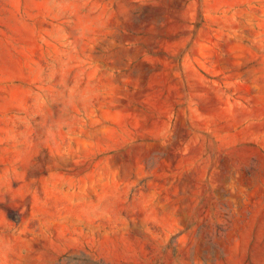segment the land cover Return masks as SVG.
<instances>
[{"label":"rangeland","instance_id":"obj_1","mask_svg":"<svg viewBox=\"0 0 264 264\" xmlns=\"http://www.w3.org/2000/svg\"><path fill=\"white\" fill-rule=\"evenodd\" d=\"M0 264H264V0H0Z\"/></svg>","mask_w":264,"mask_h":264}]
</instances>
